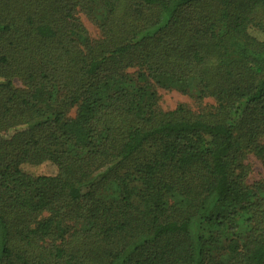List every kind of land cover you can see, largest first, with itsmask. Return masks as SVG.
<instances>
[{"label": "trees", "instance_id": "16d2710c", "mask_svg": "<svg viewBox=\"0 0 264 264\" xmlns=\"http://www.w3.org/2000/svg\"><path fill=\"white\" fill-rule=\"evenodd\" d=\"M251 155L264 0H0V264H264Z\"/></svg>", "mask_w": 264, "mask_h": 264}, {"label": "rangeland", "instance_id": "374dc122", "mask_svg": "<svg viewBox=\"0 0 264 264\" xmlns=\"http://www.w3.org/2000/svg\"><path fill=\"white\" fill-rule=\"evenodd\" d=\"M83 22L88 28V31L92 37H96L98 35V31L96 27L86 18L83 16ZM159 95L161 97V106L164 109H174L180 103H187L189 105H193V101L188 96L182 94L177 90H165L160 89ZM205 104H213L214 100L212 98L205 99ZM73 114V112H71ZM250 164H251V172L249 174V182L253 183L262 178L264 173V162L259 158L251 155L249 157ZM25 169L30 173L41 174H53L55 172V167L52 164L44 163L39 166H25Z\"/></svg>", "mask_w": 264, "mask_h": 264}]
</instances>
